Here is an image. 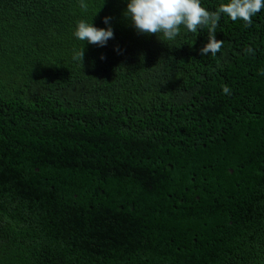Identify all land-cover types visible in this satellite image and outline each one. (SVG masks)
Here are the masks:
<instances>
[{"label":"trees","instance_id":"1","mask_svg":"<svg viewBox=\"0 0 264 264\" xmlns=\"http://www.w3.org/2000/svg\"><path fill=\"white\" fill-rule=\"evenodd\" d=\"M85 2L0 0V264H264V10L213 57Z\"/></svg>","mask_w":264,"mask_h":264},{"label":"clouds","instance_id":"2","mask_svg":"<svg viewBox=\"0 0 264 264\" xmlns=\"http://www.w3.org/2000/svg\"><path fill=\"white\" fill-rule=\"evenodd\" d=\"M79 6L85 11L88 8L85 0H79ZM262 10H264V0H228L227 3H221L215 11H209L202 6L201 0H128L124 15L130 19L138 33L156 36L161 33L163 39L169 41L180 34L181 27L191 33L207 28L208 43L200 50V54L204 56L211 53V56L215 57L224 43L215 38L221 16L226 15L233 22L240 20L246 26H250L253 22L252 18ZM110 20V17L103 19L106 28H97L92 22L80 20L77 22L74 36L88 44L103 47L108 40L114 38ZM245 53L255 55L251 47H246ZM83 58L84 48L74 53V60L82 63ZM222 93L231 94L228 85L223 86Z\"/></svg>","mask_w":264,"mask_h":264}]
</instances>
